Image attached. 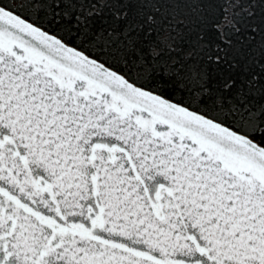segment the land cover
I'll list each match as a JSON object with an SVG mask.
<instances>
[{"label": "snow or ice", "instance_id": "1", "mask_svg": "<svg viewBox=\"0 0 264 264\" xmlns=\"http://www.w3.org/2000/svg\"><path fill=\"white\" fill-rule=\"evenodd\" d=\"M212 2L0 0V264H264V0Z\"/></svg>", "mask_w": 264, "mask_h": 264}, {"label": "trees", "instance_id": "2", "mask_svg": "<svg viewBox=\"0 0 264 264\" xmlns=\"http://www.w3.org/2000/svg\"><path fill=\"white\" fill-rule=\"evenodd\" d=\"M222 2L221 0H213L212 3H205L202 5L203 12L206 13L207 19L210 22L209 27H211V22L218 21L222 18ZM177 19H184L186 24H189L190 21L195 19V16L189 11V5H181L179 9V15ZM188 29L185 28L184 32L187 33ZM164 32L161 29V36L159 38H163ZM151 39L154 41L158 39L157 35L153 33ZM259 40V38H257Z\"/></svg>", "mask_w": 264, "mask_h": 264}]
</instances>
